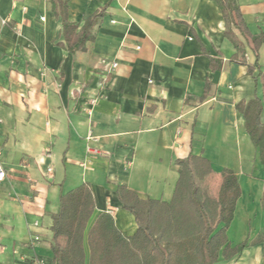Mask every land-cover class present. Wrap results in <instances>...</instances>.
<instances>
[{
  "label": "crops",
  "instance_id": "0c3cea01",
  "mask_svg": "<svg viewBox=\"0 0 264 264\" xmlns=\"http://www.w3.org/2000/svg\"><path fill=\"white\" fill-rule=\"evenodd\" d=\"M237 2L247 33L226 24L218 0H67L80 27L103 12L94 39L70 50L56 0H0V264H57L52 216L83 183L96 201L89 264L101 212L125 235L138 228L118 187L169 202L176 160L190 155L238 178L231 245L264 229V166L239 108L264 98V0ZM214 264H264V241Z\"/></svg>",
  "mask_w": 264,
  "mask_h": 264
},
{
  "label": "trees",
  "instance_id": "16d2710c",
  "mask_svg": "<svg viewBox=\"0 0 264 264\" xmlns=\"http://www.w3.org/2000/svg\"><path fill=\"white\" fill-rule=\"evenodd\" d=\"M58 2V3H57ZM226 24H234L247 33L237 0H218ZM56 13L62 18L65 43L70 50L84 49L94 39L93 27L102 11L86 18L84 25L67 18V0H56ZM226 29V34L232 36ZM233 38L238 53L247 63L243 45ZM257 49L261 35L253 36ZM237 55V54H236ZM251 70L250 65L248 64ZM262 75L264 86V73ZM209 83L206 84L208 93ZM245 117V127L252 142L259 148L264 166V98L254 97L239 105ZM208 162L190 155L176 160L179 179L171 201L142 198L126 185L118 187L123 207L130 210L138 228L125 235L109 212H101L87 233L89 264H214L221 256L230 259L248 245L264 241V229L252 240L232 246L228 229L234 219L241 187L234 170L224 168L219 173L209 166L217 178V215L203 198L196 176L197 163ZM201 169V168H200ZM96 201L88 183H83L60 196L59 211L53 214L51 248L57 264H86L85 232ZM264 207V196H263Z\"/></svg>",
  "mask_w": 264,
  "mask_h": 264
},
{
  "label": "rangeland",
  "instance_id": "374dc122",
  "mask_svg": "<svg viewBox=\"0 0 264 264\" xmlns=\"http://www.w3.org/2000/svg\"><path fill=\"white\" fill-rule=\"evenodd\" d=\"M197 167L196 176L200 189L202 190L203 198L211 208L214 215L213 219L215 220V216L217 215V178L212 175L208 165L198 162Z\"/></svg>",
  "mask_w": 264,
  "mask_h": 264
},
{
  "label": "built area",
  "instance_id": "2783aa9c",
  "mask_svg": "<svg viewBox=\"0 0 264 264\" xmlns=\"http://www.w3.org/2000/svg\"><path fill=\"white\" fill-rule=\"evenodd\" d=\"M101 63L106 66V69H107V71L109 73L113 72L118 67V62H116V61H110V60H107V59H102ZM91 103L94 104L95 100H93ZM88 114L89 115L92 114V110L91 109L88 110ZM91 138H93V137H91ZM90 151L97 152V150H93L92 148H90ZM0 155H1V153H0ZM6 177H7V171L3 167L2 162L0 160V181H3ZM0 246H1V244H0Z\"/></svg>",
  "mask_w": 264,
  "mask_h": 264
}]
</instances>
